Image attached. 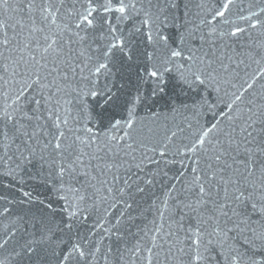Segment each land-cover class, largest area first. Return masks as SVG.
<instances>
[{"label": "snow or ice", "instance_id": "1", "mask_svg": "<svg viewBox=\"0 0 264 264\" xmlns=\"http://www.w3.org/2000/svg\"><path fill=\"white\" fill-rule=\"evenodd\" d=\"M0 264H264V0H0Z\"/></svg>", "mask_w": 264, "mask_h": 264}]
</instances>
